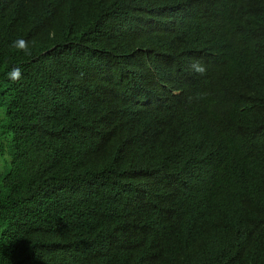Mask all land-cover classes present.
<instances>
[{
    "label": "trees",
    "instance_id": "1",
    "mask_svg": "<svg viewBox=\"0 0 264 264\" xmlns=\"http://www.w3.org/2000/svg\"><path fill=\"white\" fill-rule=\"evenodd\" d=\"M0 264H264V0H0Z\"/></svg>",
    "mask_w": 264,
    "mask_h": 264
},
{
    "label": "clouds",
    "instance_id": "2",
    "mask_svg": "<svg viewBox=\"0 0 264 264\" xmlns=\"http://www.w3.org/2000/svg\"><path fill=\"white\" fill-rule=\"evenodd\" d=\"M17 45H19L21 47V49L23 50V45H24V42L23 41L13 42V46H17ZM26 54H28L27 51H26ZM193 67L201 75H203L204 72L206 71L205 67L203 65L199 64V63L194 64Z\"/></svg>",
    "mask_w": 264,
    "mask_h": 264
}]
</instances>
